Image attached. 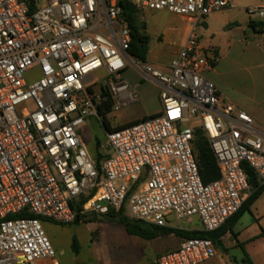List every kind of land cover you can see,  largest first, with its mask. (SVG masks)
<instances>
[{"label":"built area","instance_id":"built-area-1","mask_svg":"<svg viewBox=\"0 0 264 264\" xmlns=\"http://www.w3.org/2000/svg\"><path fill=\"white\" fill-rule=\"evenodd\" d=\"M132 1L190 22L169 72L131 60L121 0H0V264H61L44 221L72 225L78 215L123 207L130 219L159 227L182 229L172 222L197 216L202 231L215 233L252 193L246 166L264 185V132L207 78L218 58L197 30L231 1ZM247 12L264 21V6ZM127 61L159 86L162 111L106 131L99 166L82 137L88 119L104 126L105 98L94 91L101 81L94 74L120 79ZM114 92L113 112L138 99L127 83ZM198 129L220 169L208 184L196 152ZM216 254L211 238H183L157 264H202Z\"/></svg>","mask_w":264,"mask_h":264},{"label":"crops","instance_id":"crops-1","mask_svg":"<svg viewBox=\"0 0 264 264\" xmlns=\"http://www.w3.org/2000/svg\"><path fill=\"white\" fill-rule=\"evenodd\" d=\"M214 16L207 17L200 35L201 44L215 49L218 58L214 70L206 76L215 83L224 100L247 111L254 118L256 127L264 132V33L256 32L249 25L250 17L243 22L228 19L216 27ZM182 20L188 23L183 35L184 43L190 22ZM180 48L174 52L173 58ZM170 64L165 66V72L170 71ZM151 65L157 68L155 62ZM104 219V216L85 217L78 223L92 225L91 256L95 264H157L163 254L178 249L183 239L173 233L145 239L129 234L119 223L104 222ZM197 222L196 228L183 230L202 231L198 217ZM212 240L217 254L202 264H245V255L253 264H264V190L248 211L237 220H230L214 234Z\"/></svg>","mask_w":264,"mask_h":264},{"label":"rangeland","instance_id":"rangeland-1","mask_svg":"<svg viewBox=\"0 0 264 264\" xmlns=\"http://www.w3.org/2000/svg\"><path fill=\"white\" fill-rule=\"evenodd\" d=\"M232 7L222 12H216L211 15L216 17V27H220L226 20L231 19L237 22H243L249 19L247 10L252 7L264 6V0H230ZM138 7V6H137ZM139 22L144 23L146 30L143 32L150 37V54L147 62L157 65V68L164 71V68L173 59V54L183 43V35L188 25L182 18L168 10H150L138 7ZM210 15V16H211ZM198 33L204 31L203 25L198 26ZM135 63L139 62L137 58L131 57ZM128 62V61H127ZM37 75L36 71L28 73V79H33ZM102 71L94 74V78L101 81L94 87V91L100 93L101 89H106L112 95L114 101L117 96L114 91L127 83L130 87H135L138 99L131 102L118 111H114L108 115V119L112 127L129 124L132 122L143 120L150 116L156 115L162 111V103L160 100V88L152 80L140 73L130 62L128 68L122 73V78H106L103 77ZM107 82L105 86L101 84ZM115 89V90H114ZM118 93V92H117ZM82 137L87 145L91 156L95 158L99 151L104 156V146L106 143V130L100 122L95 119H88L82 128ZM127 211V210H126ZM127 214V212H126ZM104 222L118 223L110 220L108 215L104 216ZM95 222L98 223V220ZM173 225L182 227V229L196 228L199 224L197 217H193L191 222L173 221ZM44 229L50 238L57 256L62 264H95L94 258L91 256L92 246V225L87 222L72 225H60L51 221H44ZM74 239L77 240L78 252L73 249ZM225 258V255H222Z\"/></svg>","mask_w":264,"mask_h":264},{"label":"trees","instance_id":"trees-1","mask_svg":"<svg viewBox=\"0 0 264 264\" xmlns=\"http://www.w3.org/2000/svg\"><path fill=\"white\" fill-rule=\"evenodd\" d=\"M120 5L123 8L124 16L126 17L127 21L131 27V37L132 43L129 49V54L137 58L141 61H147V56L149 54L150 48V37L145 35L143 32L146 30V26L144 23L139 22V9L135 5L132 0H121ZM249 25L259 33H264V21H250ZM102 97L105 99L102 101L99 107V114L103 117L104 127L106 131H113L121 129L125 126L130 124H135L140 121L132 122L125 125H120L116 127H112L110 121L108 119V115L113 112L115 101L110 95V93L106 89H102ZM144 118L143 120H145ZM195 145H196V152L199 160L200 165V173L202 180L205 184H208L212 181H215L220 178V169L218 167L217 159L215 154L211 148V145L205 136L204 132L201 129H198L195 133ZM98 154L95 156V159L100 166L102 159L104 156L97 151ZM246 172L249 178V184L252 189V193L249 198L245 201L241 210L230 220H237L242 213L248 211L249 208L254 204L257 198L261 195V192L264 190V185L260 186L258 183L257 175L255 171L246 166ZM86 200L83 199L82 204ZM73 208H79L78 205H72ZM27 215H20L19 217H26ZM88 215H78L77 220L75 223H79L84 221V218ZM108 216L110 220H115L119 224L123 225L129 234L137 235L145 239H153L160 235L164 234H176L181 238H214V234L216 233H206L204 231H186L183 229L178 228H171V227H159L151 224H147L142 221H135L128 217L126 214V209L123 207L119 212L111 211ZM14 218V217H11ZM230 220L227 222L229 223ZM219 234H217L218 236ZM73 249L75 252H78L77 240L74 239L73 242ZM245 264H253L252 261L249 259L247 255H245L244 259Z\"/></svg>","mask_w":264,"mask_h":264},{"label":"water","instance_id":"water-1","mask_svg":"<svg viewBox=\"0 0 264 264\" xmlns=\"http://www.w3.org/2000/svg\"><path fill=\"white\" fill-rule=\"evenodd\" d=\"M95 217H97V218H102V215H97V216H95V215H90V216H88V217H86L87 219H93V218H95Z\"/></svg>","mask_w":264,"mask_h":264}]
</instances>
